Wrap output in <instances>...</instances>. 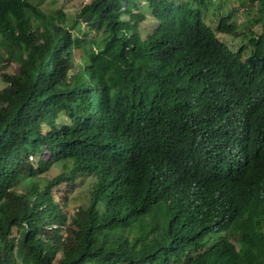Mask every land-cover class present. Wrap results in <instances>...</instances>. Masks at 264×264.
Returning <instances> with one entry per match:
<instances>
[{
	"label": "trees",
	"instance_id": "obj_1",
	"mask_svg": "<svg viewBox=\"0 0 264 264\" xmlns=\"http://www.w3.org/2000/svg\"><path fill=\"white\" fill-rule=\"evenodd\" d=\"M37 1L0 0V264H264V0L236 50L214 0H90L84 36Z\"/></svg>",
	"mask_w": 264,
	"mask_h": 264
},
{
	"label": "rangeland",
	"instance_id": "obj_2",
	"mask_svg": "<svg viewBox=\"0 0 264 264\" xmlns=\"http://www.w3.org/2000/svg\"><path fill=\"white\" fill-rule=\"evenodd\" d=\"M90 0H42L37 1L42 10L49 14L53 15L60 11H63L66 15V23L71 28L73 34L78 36H84L85 33H88L90 30L87 28L84 22L78 19V13L81 7L88 3ZM178 3L184 2L186 0H173ZM237 0H214V6L210 7V9L206 12L205 21L208 25L215 28L220 22L221 18L227 16L232 13L233 20H235L239 24V28L237 35L228 37L226 35H220V38L226 42L229 46H231L234 50H236L242 43L246 42V37H244L243 29L247 30L252 28V20L248 17V15L244 12V7ZM236 6V8H235ZM140 9L144 13H148V5L144 2L140 3ZM237 9V10H235ZM148 24V23H146ZM3 51L0 53V89L6 86L2 74H10L14 71L16 65L14 63L5 64V60L2 59ZM5 56V55H4ZM77 59L80 56V53L77 55ZM59 169L51 171L49 176L58 174ZM94 180L91 177L80 178L76 181L73 191L69 194V201L66 203L65 210L70 215L74 214L80 206H85L88 203V198L90 196V192L92 189V184ZM61 195H57V199L60 198ZM63 204V202H61Z\"/></svg>",
	"mask_w": 264,
	"mask_h": 264
}]
</instances>
